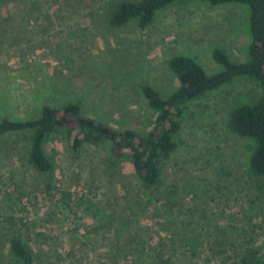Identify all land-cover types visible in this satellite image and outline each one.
<instances>
[{"label": "rangeland", "instance_id": "374dc122", "mask_svg": "<svg viewBox=\"0 0 264 264\" xmlns=\"http://www.w3.org/2000/svg\"><path fill=\"white\" fill-rule=\"evenodd\" d=\"M118 1L0 0V119L72 101L85 115L143 135L156 113L142 86L163 96L177 87L172 56H192L208 74L221 69L215 46L232 60L246 58L241 4L178 0L141 27L136 19L110 23ZM260 92L243 77L187 103L163 174L161 189L176 191L167 210L161 200L139 208L145 190L130 162L108 171V142L73 149L65 131L52 133L43 149L54 168L41 172L28 162L27 133L0 138V264L12 258L14 236L38 264H153L147 256L160 242L171 264L263 259L264 176L249 171L253 139L227 123L237 102ZM133 236L139 244L124 246Z\"/></svg>", "mask_w": 264, "mask_h": 264}, {"label": "trees", "instance_id": "16d2710c", "mask_svg": "<svg viewBox=\"0 0 264 264\" xmlns=\"http://www.w3.org/2000/svg\"><path fill=\"white\" fill-rule=\"evenodd\" d=\"M176 1L178 0H119L112 12L110 23L119 26L136 19L141 27H146L154 21L155 15L161 9ZM196 1L212 6L243 5L246 9L245 24L248 33L246 58L232 60L223 48L215 46L212 57L221 69L208 74L194 57L183 54L172 56L168 66L177 78L178 86L166 96L161 95L151 85L142 86V94L148 106L156 113L152 129L145 134L140 135L129 128H116L85 115L78 102L67 101L58 107L44 104L38 114L31 118H1L0 138L27 133L28 162L41 172H50L54 168L53 158L43 149L46 138L52 133L65 131L73 149H78L83 143L98 145L108 142L111 153L107 159L108 171L113 175L119 171L123 161L130 162L135 177L145 190V199L138 200L139 208L146 211L161 200L160 207L167 210L169 203H173L176 191L174 187L161 189L165 183L163 174L167 160L177 147L176 138L181 129L184 107L208 92L245 77L258 84L261 92L255 98L237 102L229 112L227 123L239 136L253 139L255 145L249 159V171L255 176H264V0ZM123 226L127 227L126 223ZM117 233L115 244H120ZM136 236L129 237L124 246L139 244L135 240ZM161 244L157 243L155 251L147 257L153 264H171V251L158 249ZM115 251L121 250L115 247ZM9 252L12 258L1 264H38L37 254L20 236L10 239ZM137 252L143 254L139 249ZM246 264H264V258L254 257Z\"/></svg>", "mask_w": 264, "mask_h": 264}]
</instances>
